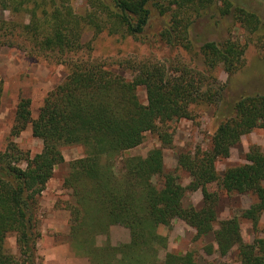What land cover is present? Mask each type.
I'll use <instances>...</instances> for the list:
<instances>
[{
	"label": "trees",
	"instance_id": "obj_1",
	"mask_svg": "<svg viewBox=\"0 0 264 264\" xmlns=\"http://www.w3.org/2000/svg\"><path fill=\"white\" fill-rule=\"evenodd\" d=\"M57 1L52 0L54 5L44 10L43 18L34 13L25 29L41 35L34 45L56 51L55 59L68 68V74L45 95L36 118L30 99L17 102L7 144L0 150V264H38L39 197L55 166L64 162L61 148L74 145L83 147L84 156L70 162L72 176L63 184L71 190L69 238L76 256L87 258L89 264H157L159 247L165 242L158 230L172 229L179 219L195 230L196 239L209 235L218 247L237 246L240 264H264V238L244 244L238 219L219 220V195L208 189L215 184L231 194L250 187L255 202L243 212L244 218L255 226L264 214V152L257 145L248 148L244 164L227 168L221 176L215 167L218 160L230 156L242 136L264 128V93L236 98L228 105L229 118L211 136L209 148L179 154L176 168L166 171L163 149L172 145L167 124L191 119V107L197 103L219 104L225 87L214 88L204 72L186 66L173 73L163 65L145 64L127 80L96 61L71 55L83 47L82 25L95 33L105 30L139 37L149 21L150 6L160 15L169 14L162 38L188 48L191 15L198 11L193 9L206 0H91L92 11L83 17L74 15L64 0ZM223 5L224 14H237L242 27L250 31L264 25L242 6L229 0ZM200 50L208 71L221 65L231 76L244 65V45L210 41ZM138 86L145 87L146 104L138 98ZM2 90L0 77V103ZM28 127L42 141L41 151L33 156L14 142ZM147 132L156 136L160 147L146 156L125 158L122 172L116 173V159L139 146ZM179 170L189 175L187 185L182 184ZM198 190L202 205H184L186 195ZM113 225L128 229L129 242L113 246L106 240L98 245L97 236H108ZM10 232L16 234L17 255L5 248ZM179 264H196L194 254L185 253Z\"/></svg>",
	"mask_w": 264,
	"mask_h": 264
},
{
	"label": "rangeland",
	"instance_id": "obj_2",
	"mask_svg": "<svg viewBox=\"0 0 264 264\" xmlns=\"http://www.w3.org/2000/svg\"><path fill=\"white\" fill-rule=\"evenodd\" d=\"M223 1L206 0L203 5L194 7L193 10L198 8V11L191 15L188 48L181 43L169 44L162 38V33L169 26V14L160 15L155 7L150 6L149 21L139 37L122 32L110 34L105 30L95 33L90 26L82 25L80 39L83 47L71 53L75 57L96 61L102 64L104 69L113 70L127 80H132L137 69L145 64L163 65L173 73L177 68L186 66L193 71L204 72L208 77L207 82L212 83L214 88L219 89L221 85L225 87L223 99L219 104L197 103L191 107V119H174L167 124L172 133V145L163 149L166 171H172L168 169L170 167L173 170L176 168L179 154L193 153L198 148H209L211 136L218 125L229 118L228 105L236 98L264 93V25L255 31L242 27L237 14L222 12ZM229 1L255 13L264 24V0ZM53 5L52 0H0V77L3 80L0 150L7 144L18 100L30 99L31 112L33 118H36L45 95L62 83L68 74V68L55 59V55L59 56L56 51H44L34 45L41 35L34 36L29 29H25L34 13L43 18L44 10H51ZM64 6H69L74 15L82 17L92 11L91 0H64ZM224 40L245 46L244 65L231 76L225 73L221 65L210 71L206 70L200 50L205 42L220 43ZM213 78L217 80V84ZM137 95L143 104L147 103L144 86L137 87ZM14 142L22 151L29 152L30 156L42 149V141L32 136L30 127L15 138ZM251 145H257L264 152V128L254 129L242 136L231 148L230 156L216 162L218 174L221 176L227 168L244 164L245 155ZM156 147H160L156 136L145 133L139 146L124 152L116 159L114 171L119 174L122 172L125 158L146 156L149 150ZM61 152L64 162L55 166L52 178L39 197L37 231L40 235L36 243L37 262L89 264L87 258L76 256L70 248L67 206L72 203V199L71 190L63 184L66 178L72 176L70 162L82 158L84 149L77 145L63 146ZM178 173L182 184L187 185L189 175L181 170ZM208 189L219 195L216 208L218 219H238L244 244H254L257 239L264 238V214L255 226L243 216V212L255 202L250 187L242 193L231 194L215 184L209 185ZM201 199L198 190L188 193L183 202L184 205L198 206ZM172 224V229L161 227L158 230L165 242L159 247L157 264H179L188 251L194 254L196 264H240L241 254L237 246L218 247L209 235L196 239L194 229L183 221L176 219ZM121 237L118 234L115 241H120ZM106 240L111 243L110 235L97 236L98 245H102ZM5 248L11 254L17 255L15 233L10 232L5 238Z\"/></svg>",
	"mask_w": 264,
	"mask_h": 264
},
{
	"label": "crops",
	"instance_id": "obj_3",
	"mask_svg": "<svg viewBox=\"0 0 264 264\" xmlns=\"http://www.w3.org/2000/svg\"><path fill=\"white\" fill-rule=\"evenodd\" d=\"M32 117H33V114H32ZM166 168V166H165ZM170 170H173L171 167L168 168ZM196 192V191H195ZM201 193V192H200ZM202 196V195H201ZM193 205V204H192ZM202 205V199H201V204L196 206V205H193L195 208H199L200 206ZM176 220V219H175ZM173 225V224H172ZM187 225V224H186ZM195 231V230H194ZM121 235L122 237L120 238L121 240L116 242L115 241V237L117 235ZM109 235H110V239H111V243L113 245H120V244H125V243H128L129 242V231L128 229H126L125 227L123 226H119V225H113L110 227V232H109ZM114 235V236H113Z\"/></svg>",
	"mask_w": 264,
	"mask_h": 264
}]
</instances>
